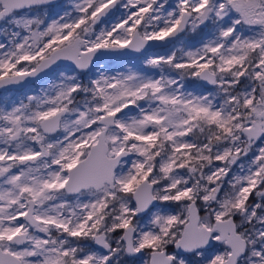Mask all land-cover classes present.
I'll list each match as a JSON object with an SVG mask.
<instances>
[{
	"label": "snow or ice",
	"instance_id": "snow-or-ice-1",
	"mask_svg": "<svg viewBox=\"0 0 264 264\" xmlns=\"http://www.w3.org/2000/svg\"><path fill=\"white\" fill-rule=\"evenodd\" d=\"M0 90V264H264V0H0Z\"/></svg>",
	"mask_w": 264,
	"mask_h": 264
},
{
	"label": "rangeland",
	"instance_id": "rangeland-1",
	"mask_svg": "<svg viewBox=\"0 0 264 264\" xmlns=\"http://www.w3.org/2000/svg\"><path fill=\"white\" fill-rule=\"evenodd\" d=\"M117 63L119 64L120 62L117 61ZM43 85H44V82H39V83H36V84H34V85L24 89V90L15 91V92H9L8 95H11L13 97H21L22 98L24 93L32 94V93L38 92L40 87L43 86ZM192 85H193V82H191L189 87H192Z\"/></svg>",
	"mask_w": 264,
	"mask_h": 264
},
{
	"label": "water",
	"instance_id": "water-1",
	"mask_svg": "<svg viewBox=\"0 0 264 264\" xmlns=\"http://www.w3.org/2000/svg\"><path fill=\"white\" fill-rule=\"evenodd\" d=\"M39 82H44V79H43V78H37L36 82H33V83H31V84H29V85H27V86H25V87H23V88H21V89L13 90V91L24 90V89H26V88H28V87H30V86L36 84V83H39ZM209 87H210V86H209ZM13 91H12V92H13ZM2 93H3V90H0V94H2Z\"/></svg>",
	"mask_w": 264,
	"mask_h": 264
},
{
	"label": "trees",
	"instance_id": "trees-1",
	"mask_svg": "<svg viewBox=\"0 0 264 264\" xmlns=\"http://www.w3.org/2000/svg\"><path fill=\"white\" fill-rule=\"evenodd\" d=\"M191 82H189V86H190ZM0 95H3V94H0Z\"/></svg>",
	"mask_w": 264,
	"mask_h": 264
},
{
	"label": "flooded vegetation",
	"instance_id": "flooded-vegetation-1",
	"mask_svg": "<svg viewBox=\"0 0 264 264\" xmlns=\"http://www.w3.org/2000/svg\"><path fill=\"white\" fill-rule=\"evenodd\" d=\"M19 91H21V90H19ZM13 92H15V91H13ZM2 94H4V93H2Z\"/></svg>",
	"mask_w": 264,
	"mask_h": 264
}]
</instances>
